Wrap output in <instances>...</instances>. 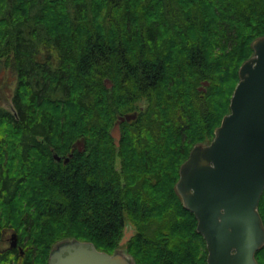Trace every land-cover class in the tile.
<instances>
[{"label": "trees", "instance_id": "1", "mask_svg": "<svg viewBox=\"0 0 264 264\" xmlns=\"http://www.w3.org/2000/svg\"><path fill=\"white\" fill-rule=\"evenodd\" d=\"M263 34L264 0H0V74L16 81L15 109L0 104V228L20 247L0 264H48L73 237L136 264H208L180 166L230 112ZM143 96L117 146L111 128Z\"/></svg>", "mask_w": 264, "mask_h": 264}, {"label": "water", "instance_id": "2", "mask_svg": "<svg viewBox=\"0 0 264 264\" xmlns=\"http://www.w3.org/2000/svg\"><path fill=\"white\" fill-rule=\"evenodd\" d=\"M253 55L242 63L230 112L210 142L196 143L181 164L176 191L198 219L197 230L207 243L208 264H259L256 252L264 246V221L259 202L264 191V34L252 42ZM121 115L112 135L120 146ZM82 141H79V149ZM57 160L61 156L55 155ZM69 157L66 158L68 160ZM125 231L120 244L133 236ZM11 246L18 244L13 233ZM48 264H136L127 249L113 253L94 242L64 238L50 251Z\"/></svg>", "mask_w": 264, "mask_h": 264}, {"label": "rangeland", "instance_id": "3", "mask_svg": "<svg viewBox=\"0 0 264 264\" xmlns=\"http://www.w3.org/2000/svg\"><path fill=\"white\" fill-rule=\"evenodd\" d=\"M14 80H15L14 77L11 76L9 71L5 72L4 74L3 73L0 74V104L3 107H6L12 111L15 109L14 102H13V94H14V90L16 87V81H14ZM104 81L106 83V81H108V77L104 78ZM106 85H107V83H106ZM108 85H109V82H108ZM209 85H210V82H206L204 80L202 82V84L199 86V89L206 91ZM148 105H149V101H148L147 97L143 96L139 99V101H137L136 108L131 113H137V115H139L147 109ZM120 116L117 118V121L115 122V124L111 128V136L113 137L115 144H116V139L112 135V132L114 130L116 123L119 121ZM125 121L130 122L131 120H125ZM125 121L121 122V125H120V128H121L120 145H121V139L123 137L122 125ZM130 136H132V135H130ZM130 136H129V138H130ZM79 141H82L81 147H83V148L85 147L83 138H79V139H76L72 143L71 151H73L74 149H79V146H78ZM70 153L71 152H67V153H65L64 156L69 157ZM117 167L121 168V159H117ZM127 224H128V226L130 225L129 222ZM0 229L2 232V233H0V250L3 251V250H6L8 248H10V250H12L11 246H10L11 235L13 233H15L16 231H13L12 228H11L12 230L7 229L6 227H1ZM23 242L25 244V241H23ZM21 245H23V244H21ZM24 248H26V244H25ZM10 254H11L10 255L11 257H14L13 253H10Z\"/></svg>", "mask_w": 264, "mask_h": 264}, {"label": "bare ground", "instance_id": "4", "mask_svg": "<svg viewBox=\"0 0 264 264\" xmlns=\"http://www.w3.org/2000/svg\"><path fill=\"white\" fill-rule=\"evenodd\" d=\"M181 167V166H180ZM131 229V225H126V227H125V231H129ZM128 242V241H127ZM127 242H126V244H127ZM126 244H125V246H126ZM12 247V246H11ZM16 247H19V239H18V244H17V246ZM20 248V247H19ZM126 249V248H125Z\"/></svg>", "mask_w": 264, "mask_h": 264}]
</instances>
